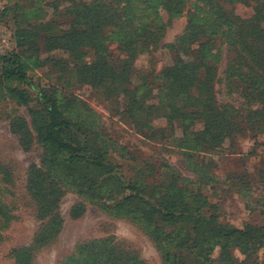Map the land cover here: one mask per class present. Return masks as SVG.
<instances>
[{"label":"trees","instance_id":"16d2710c","mask_svg":"<svg viewBox=\"0 0 264 264\" xmlns=\"http://www.w3.org/2000/svg\"><path fill=\"white\" fill-rule=\"evenodd\" d=\"M99 1L95 10L84 5L83 13L77 14L78 18L67 29L45 23V8H51L56 14L58 0H8L4 14V21L8 23V16L15 13L12 26H8L14 47L0 55V93L29 108L32 128L44 149L42 167L29 173L30 194L37 205V214L44 221L40 245L47 244L59 230L60 192L61 188L68 187L82 196L90 195V200L102 210L118 211L122 216H133L142 222L160 251L163 264H250L249 258L264 250V227L247 224L239 228L224 223L217 206L199 190L182 186L184 180H180L177 170L171 166H166L167 175L173 176L170 180L165 177L158 181L156 167L152 164L143 170L140 168L132 179L123 178L120 164L103 152L91 151L88 137H92L67 118L56 98L44 93L32 98L24 88L31 84L28 53L34 47L36 24L45 23L52 48L82 61L86 57L80 50L82 47L102 45L94 35L87 38L90 28L96 31L101 28L96 23L99 21L97 11L105 8L101 3L107 0ZM193 1L206 7V14L203 20H190L179 42L190 46L203 36L208 38L207 45L212 43L219 49L225 48L229 56L225 81L235 84L244 99L250 112L246 118L218 103L214 87L218 78L216 80V69L206 62V44L200 46V59L179 60L176 65L166 67L152 84L129 88L136 60L157 49L156 32L161 31L162 26L157 27L152 21L137 30L136 35L130 34L131 9L120 7L115 0L106 8L108 19H113L106 24L124 32L118 42L125 58L112 64L97 52L96 61L80 69V75L92 79L91 84H110L113 95L124 94L125 115L132 121L127 122L139 131L151 130L149 119L163 113L173 144L188 159L216 153L226 140L243 136L248 129L264 133V0ZM250 1L253 3L250 18L243 19L230 9L236 4L250 5ZM186 3L187 0H162L160 5L176 15ZM66 13L73 16L69 11ZM115 19L119 22L115 23ZM80 23L85 25L84 29L75 27ZM154 91L158 105H147V98ZM198 121L203 123L201 131L194 129ZM177 128L181 130L180 135ZM7 176L8 172L0 166V180L6 181ZM15 219L0 189V237ZM233 249L244 255L240 263L234 260ZM27 250L15 252L17 264H31ZM128 251L111 238L94 240L79 245L63 264H147L139 254Z\"/></svg>","mask_w":264,"mask_h":264},{"label":"rangeland","instance_id":"374dc122","mask_svg":"<svg viewBox=\"0 0 264 264\" xmlns=\"http://www.w3.org/2000/svg\"><path fill=\"white\" fill-rule=\"evenodd\" d=\"M161 1L115 0L120 7L131 9L130 34L136 35L137 30L152 21L157 27L162 26L161 31L156 32L159 40L157 49L141 55L135 62L136 68L130 78L131 89L145 83L152 84L166 67L176 65L179 60L200 59V46L206 44L205 40L208 39L200 36L190 46L179 42V38L187 32L190 20H203L206 7L187 0L180 13L175 15L168 13L160 5ZM113 2L107 0L105 4L101 3V7L105 8L97 11L99 21L96 22L101 28L97 31L90 28L87 35V38L94 35L102 45L82 47L80 50L86 53L82 61L70 53L52 48L53 44L45 32V23L67 29L76 21L77 14L83 13L84 5L95 10L100 1L58 0L56 14L51 8H45V23L36 24L34 47L28 53L31 84L24 88L32 98H37L39 93L56 98L67 118L92 137H88L91 151L103 152L120 164L123 178L132 179L140 168L143 170L152 164L156 167L158 181L165 177L170 180L173 176L167 175L166 166H171L177 170L180 180H184L182 186L192 191L199 190L217 206L220 220L224 223L239 228L247 224L264 227V133L248 129L243 136L226 140L216 153L188 159L173 144L163 113L149 119L151 130L139 131L128 123L132 121L125 115L123 93L115 96L110 92V84L95 86L90 83L91 78L80 75V69L94 63L98 54L112 64H118L125 58L118 42L124 32L120 33L119 28L107 25L113 19H108L106 8ZM252 7L251 2L250 5L236 4L230 9L235 15L246 19L253 15ZM67 11L73 16H68ZM14 16V12L8 16L7 28L12 26ZM75 27L84 29L85 25L80 23ZM204 52L206 62L216 69L218 80L214 87L218 103L246 118L250 112L244 99L236 91L235 84L225 81L224 72L229 59L225 48L219 49L211 43L204 46ZM147 100V105H158L155 91ZM177 129L180 135L181 130ZM194 129L201 131L203 123L196 122ZM43 159L44 149L32 128L29 108L19 105L6 93H0V166L9 175L6 181L0 180V189L3 190L4 202L12 208L16 218L1 233L0 264H17L14 254L22 249H28L31 264H63L79 245L108 238L114 239L124 251L136 252L147 264H163L161 253L142 222L133 216H122L118 211L102 210L90 200V195L82 196L74 188L68 187L61 188L60 192L57 209L61 217L59 230L47 244L41 246L44 221L37 214V205L30 194L29 173L40 169ZM218 253L219 250L216 255ZM232 255L239 263L244 259L238 249H233ZM249 262L263 264L264 250L250 257Z\"/></svg>","mask_w":264,"mask_h":264},{"label":"built area","instance_id":"2783aa9c","mask_svg":"<svg viewBox=\"0 0 264 264\" xmlns=\"http://www.w3.org/2000/svg\"><path fill=\"white\" fill-rule=\"evenodd\" d=\"M7 8V0H0V55L10 52L14 47L12 34L4 21Z\"/></svg>","mask_w":264,"mask_h":264}]
</instances>
